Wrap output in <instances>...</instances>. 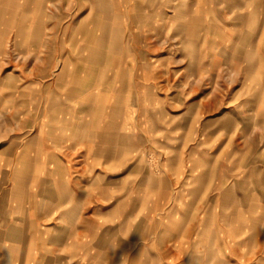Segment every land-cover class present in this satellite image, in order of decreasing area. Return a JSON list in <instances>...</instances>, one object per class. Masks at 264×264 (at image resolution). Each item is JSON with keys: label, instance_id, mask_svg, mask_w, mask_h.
Segmentation results:
<instances>
[{"label": "rangeland", "instance_id": "obj_1", "mask_svg": "<svg viewBox=\"0 0 264 264\" xmlns=\"http://www.w3.org/2000/svg\"><path fill=\"white\" fill-rule=\"evenodd\" d=\"M220 1L208 34L197 0H0V191L8 201L14 187L46 183L21 167L23 145L54 146L70 115L86 116L92 129L118 137L124 155L113 179L133 170L137 184L145 174L190 187L199 166L237 180L247 202L230 210L232 262L247 252L264 264V0ZM134 5L151 15L131 24ZM206 35L216 56L200 68L194 46ZM209 122L246 137L232 143L248 150L245 161L236 151L230 165L215 161Z\"/></svg>", "mask_w": 264, "mask_h": 264}, {"label": "crops", "instance_id": "obj_2", "mask_svg": "<svg viewBox=\"0 0 264 264\" xmlns=\"http://www.w3.org/2000/svg\"><path fill=\"white\" fill-rule=\"evenodd\" d=\"M220 2H196L198 25L207 27L208 34L210 28L214 31L211 16ZM147 15L151 14L136 5L128 14L131 24ZM209 37H200L194 46L200 68L216 56L215 37ZM232 48L231 57L238 46ZM66 123L69 126L54 146L31 140L17 154L21 167H31L29 174L45 177L46 183L42 190L31 183L14 187L11 193L17 195L10 196V202L0 191V264H233L230 210L244 209L242 202H247V196L243 200L237 194V180L218 170L200 174L199 166L190 187H168L167 177L145 174L137 184L133 170L113 179L124 155L118 137H105L102 128L92 129L86 116L70 115ZM208 124L217 142L215 161L227 159L230 165L235 151L241 154L239 162L247 159L242 144L235 143L232 149L237 139L246 140L235 137L232 124ZM36 167L43 173L36 174ZM173 193L191 194L192 199L177 202ZM212 193L217 195L210 197ZM152 195L160 200L152 201ZM246 226V218L241 219L240 235ZM247 255L240 254L238 264H259L247 261Z\"/></svg>", "mask_w": 264, "mask_h": 264}]
</instances>
